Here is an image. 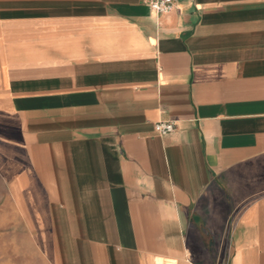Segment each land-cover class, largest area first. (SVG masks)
I'll return each mask as SVG.
<instances>
[{
  "label": "crops",
  "instance_id": "crops-1",
  "mask_svg": "<svg viewBox=\"0 0 264 264\" xmlns=\"http://www.w3.org/2000/svg\"><path fill=\"white\" fill-rule=\"evenodd\" d=\"M0 264H264V0H0Z\"/></svg>",
  "mask_w": 264,
  "mask_h": 264
},
{
  "label": "built area",
  "instance_id": "built-area-1",
  "mask_svg": "<svg viewBox=\"0 0 264 264\" xmlns=\"http://www.w3.org/2000/svg\"><path fill=\"white\" fill-rule=\"evenodd\" d=\"M150 9L156 13L167 12L171 9L174 0H145ZM175 123L173 121H160L155 123L154 129L159 134H166L173 131Z\"/></svg>",
  "mask_w": 264,
  "mask_h": 264
}]
</instances>
